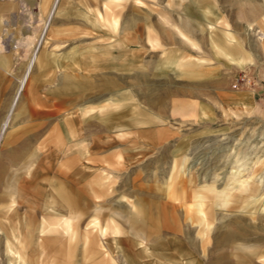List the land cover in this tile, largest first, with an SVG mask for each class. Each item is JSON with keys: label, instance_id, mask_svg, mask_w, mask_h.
I'll return each mask as SVG.
<instances>
[{"label": "rangeland", "instance_id": "obj_1", "mask_svg": "<svg viewBox=\"0 0 264 264\" xmlns=\"http://www.w3.org/2000/svg\"><path fill=\"white\" fill-rule=\"evenodd\" d=\"M0 2L7 3L0 34L11 38L10 51L19 57L12 47L27 40L33 54L54 0ZM260 5L61 0L39 47L54 49L44 63L59 71L42 74L37 60L29 80L44 79L47 93L73 74L75 100L60 89L59 110L43 105L40 149L30 153L34 166L22 184L27 227L24 220L23 231L0 242V264H42L64 250L69 264H191L174 248L162 214L187 229L180 240L197 241L188 247L194 264H264V118L235 106L232 95L250 72L257 85L249 91L264 93L255 71ZM56 147L61 160L72 154L71 166L58 162ZM63 172L79 197L66 215L52 195ZM99 188L104 196L94 194ZM41 223L44 233L35 230ZM52 239L72 248H48L44 256L43 242Z\"/></svg>", "mask_w": 264, "mask_h": 264}, {"label": "crops", "instance_id": "obj_2", "mask_svg": "<svg viewBox=\"0 0 264 264\" xmlns=\"http://www.w3.org/2000/svg\"><path fill=\"white\" fill-rule=\"evenodd\" d=\"M61 0H54L52 4V0H49V5L52 4V7L48 11L45 25L43 27L42 36L46 35L48 29L46 30V26H50L52 20L57 13ZM47 5L46 1L45 4ZM48 5V6H49ZM50 7V6H49ZM261 11L257 19L253 22H256L258 25L257 30L260 37V61L257 67V73L259 76L258 80L261 88H264V0H262V5H260ZM0 9H7V3L0 2ZM6 13V12H5ZM4 19V16H0V22ZM1 27V26H0ZM5 30V29H4ZM46 30V33L45 31ZM45 33V34H44ZM3 34V35H2ZM41 36V37H42ZM46 37V36H45ZM6 39L5 34H0V150L2 154L0 155V242L3 244L9 242L11 239V232H19V230L23 231L24 220L25 226L27 227V213H23L24 210L26 212V202L24 201L27 198V191L24 190L22 186L23 181H25L24 173H27V168L34 166L32 161H30V153L39 151V143L37 142L38 136L41 134L43 125L42 121L44 118L43 114V105H48L47 110H59V105L65 102V99L61 101V92L60 89L68 90V99L75 100V75L68 74L64 76L62 84H60L59 79L57 80V86L49 85V89L47 93H42L44 79L35 78L30 81V76L32 72V68L30 67V62L28 63V57L32 56V50L28 48L29 41H22L18 48L20 49V55L17 57L15 54H12V51H3L2 50V40ZM32 47H34V43H31ZM29 52V53H28ZM54 49L41 47L38 53L37 60H40V69L39 72L43 73H52L54 71H59V65H55L54 63H44L48 57L54 55ZM36 60V62H37ZM36 64V63H35ZM67 67V72L75 71L74 65ZM31 68V69H30ZM31 71H30V70ZM28 73V74H27ZM249 75L252 77V73ZM40 77L42 75L40 74ZM24 78L26 79L25 86L22 88L21 83ZM253 78V77H252ZM262 82V83H261ZM72 89V96L70 99L69 90ZM20 90V91H19ZM64 91V92H65ZM19 92V93H18ZM234 105L237 104L243 107L246 111H250L256 114H259L264 118V93L251 92L248 88H243L239 90L233 89L232 91ZM18 96V97H17ZM74 102V101H73ZM14 104V105H13ZM20 104V105H19ZM57 105V106H55ZM52 111V112H53ZM54 114V113H53ZM14 116V117H13ZM12 117L17 121L15 128L12 131H8L10 121ZM51 115L49 119H51ZM73 134L72 129L68 130V135ZM53 150L54 153H57L58 162H62L63 165L71 166L72 164V154H66L63 160L59 159L61 156L60 147H56ZM71 150V149H70ZM60 152V153H59ZM66 152V150H65ZM59 153V154H58ZM42 165L44 164V160H41ZM51 166L53 168H57V163L51 162ZM38 167V166H37ZM56 171V170H54ZM71 176L70 173L63 172L61 181L56 180L53 182V190L52 195L58 198V204L56 209L59 213H63L62 215H66L71 213V210L75 209L76 198L70 191L72 190L71 184ZM27 180V179H26ZM27 183V182H26ZM72 185V186H71ZM42 188L40 192L42 193ZM94 194L96 195H105L104 189H95ZM71 193V196H70ZM75 196V198H74ZM200 199L204 197L199 195L197 196ZM22 201L24 208H22ZM201 204L198 206L201 207ZM162 226L167 232H171L175 235L176 238H172L170 240L174 243V248L179 250V255L183 257L185 260H189L191 264L196 261L195 252L190 251L188 247H196L197 241L187 242L186 240H180L181 235L185 233L187 229H183L180 225L177 224V221H173L174 217H170L166 214H162ZM177 220V219H176ZM65 223H67L65 221ZM160 227V228H159ZM158 228L161 229V226ZM44 225L39 224L38 232L44 233L43 230ZM27 230V228H26ZM103 232V231H101ZM103 234V233H102ZM43 235V234H42ZM180 237V238H178ZM14 240H19V238L15 237ZM119 240H115L114 242H118ZM91 244V245H90ZM92 245V241L89 242V246L97 247V242ZM146 246L150 247L149 243ZM172 246V245H171ZM62 248L68 249L72 248L70 242L64 239H52L51 241L45 240L43 242V253L44 256L48 253L47 249L50 248ZM76 247V245H75ZM165 247H168L167 245ZM46 249V250H45ZM61 252V251H59ZM65 250L60 254L47 256L50 260H45L46 263L42 264H69L70 262L68 256L65 254ZM89 258V257H88ZM93 259L90 257L89 260ZM88 261V260H87ZM85 264L91 262H84Z\"/></svg>", "mask_w": 264, "mask_h": 264}, {"label": "built area", "instance_id": "obj_3", "mask_svg": "<svg viewBox=\"0 0 264 264\" xmlns=\"http://www.w3.org/2000/svg\"><path fill=\"white\" fill-rule=\"evenodd\" d=\"M10 42H11V38H6L4 41L2 40L1 46L3 51H9L11 49ZM12 48H18V46L14 45ZM256 85L257 82L255 81L254 78H252L248 73H243L237 78V80L233 84V89L235 90H239L242 88L254 89Z\"/></svg>", "mask_w": 264, "mask_h": 264}, {"label": "bare ground", "instance_id": "obj_4", "mask_svg": "<svg viewBox=\"0 0 264 264\" xmlns=\"http://www.w3.org/2000/svg\"><path fill=\"white\" fill-rule=\"evenodd\" d=\"M48 27H49V26H46L45 29L47 30ZM46 30H44L45 33H46ZM45 33H44V34H45ZM45 36H46V35H44V36L41 37L40 41L38 42V45L35 47V49H34V51H33L32 57H31V59H30V67L34 66L35 63H36V60H37V57H38L39 47L41 46L42 42L45 40ZM30 69H31V68H30ZM30 69H29V70H30ZM32 69H33V68H32ZM30 71H31V70H30ZM27 74H28V73H27ZM26 79H27V78H24V79L22 80V83H21V87H22V88L25 86ZM19 91H20V90H19ZM18 93H19V92H18ZM17 97H18V96H17ZM13 105H14V104H13Z\"/></svg>", "mask_w": 264, "mask_h": 264}]
</instances>
